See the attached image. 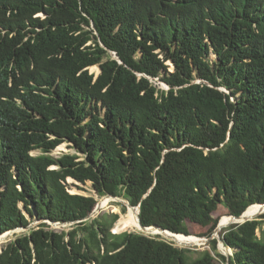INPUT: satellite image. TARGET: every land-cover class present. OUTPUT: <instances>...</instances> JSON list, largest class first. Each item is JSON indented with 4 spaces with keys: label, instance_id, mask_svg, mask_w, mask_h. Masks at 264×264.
Returning a JSON list of instances; mask_svg holds the SVG:
<instances>
[{
    "label": "trees",
    "instance_id": "trees-1",
    "mask_svg": "<svg viewBox=\"0 0 264 264\" xmlns=\"http://www.w3.org/2000/svg\"><path fill=\"white\" fill-rule=\"evenodd\" d=\"M63 144L75 152L55 156ZM106 196L190 237L85 220ZM258 204L264 0H0V235L39 222L0 264H264ZM253 206L257 220L221 232L229 258L216 239L179 248Z\"/></svg>",
    "mask_w": 264,
    "mask_h": 264
},
{
    "label": "water",
    "instance_id": "water-1",
    "mask_svg": "<svg viewBox=\"0 0 264 264\" xmlns=\"http://www.w3.org/2000/svg\"><path fill=\"white\" fill-rule=\"evenodd\" d=\"M114 58L115 59H118L120 60L115 53H112ZM121 62V61H120ZM100 70V68H99ZM100 74V72H99ZM99 74L96 76L98 77ZM166 85V84H165ZM166 89H169V88H166ZM73 180V179H71ZM74 181V180H73ZM76 182V181H75ZM109 199V200H113L117 203H121L123 206H125L126 208H130L132 209L136 214H137V219H138V224H139V227H140V230L138 232H141L145 235H148V233L146 232H151V231H159L160 233H165V234H170L172 235L173 237H179V236H185L186 238L190 237V236H187L185 234H178V233H174V232H171L170 230H166L160 226H151V227H146L143 225L142 221H141V217H140V206L138 207H134L132 206L128 201L124 200V199H121V198H117V197H114V196H106V197H103L97 204L95 210L93 211V213L91 215H89L85 220H89L91 219L92 217H96L97 214H100L104 211L105 209V204L104 202ZM260 206H264V204H258ZM248 210V209H247ZM246 210V211H247ZM246 211L241 215V216H230V221L227 222V223H222V222H219L217 228L214 230L213 234L210 236V237H198L199 241L197 244H200L201 246H208L210 244V242L212 240H217L218 241V250L220 251V253H222L224 256H226L227 258H229V256H232L233 255V250L230 249V248H227L224 241L222 240L221 238V232L227 228H229L231 225L233 224H243L245 222H248V221H253V220H257L261 215H263L264 213H262L261 215H258V216H254V217H249L247 216L245 213ZM48 224H50L51 226H61V225H67V224H70V225H74V222H71V223H54V222H51L49 220L46 221ZM39 222H34L32 223L29 227L27 228H22V227H19L17 229H14L12 231H9L3 235H0V242L1 241H4L6 240L7 238H9L10 236H12L14 233H16L17 231H28L30 230L31 228H33L34 226H36ZM117 225V224H116ZM116 227V226H115ZM158 232L159 235H161L160 233ZM115 234H117L116 232H113ZM175 244V243H174ZM176 246V245H175ZM228 250L229 251V254H226L225 251ZM224 251V252H223Z\"/></svg>",
    "mask_w": 264,
    "mask_h": 264
},
{
    "label": "rangeland",
    "instance_id": "rangeland-1",
    "mask_svg": "<svg viewBox=\"0 0 264 264\" xmlns=\"http://www.w3.org/2000/svg\"><path fill=\"white\" fill-rule=\"evenodd\" d=\"M212 58H215V57L212 56ZM168 64L171 66V70L173 71L174 68H173L172 64L170 62ZM98 71L100 72L99 67H96L94 69L90 68V72L91 73H95L96 76L99 74ZM153 83H155L156 85H159V87L161 89L167 90L166 88H168V86L165 85V83H162V82H160L158 80H153ZM73 152H75V151L73 149L69 148V145L68 144H63L58 149H56V151L54 152V155L55 156H59V155H61L63 153H73ZM69 182H70V184H72L71 191L73 193H75V194H81V195H92V196H95V197L98 198V196H97L96 192L94 191L91 183L81 184V183L75 182V181H73L71 179L69 180ZM109 204L110 205L106 206L105 209H104V211L102 213L107 212V213H111V214H113V213L119 214L121 218L123 216L130 217L129 214H124L122 212L123 205L121 203L112 202V203H109ZM118 205H121V206H118ZM126 209L128 211V208H126ZM225 214H226V216H234V215H228L227 213H225ZM92 218H94V217H92ZM71 226L72 225H70V224L61 225V226H54L53 225L52 228L55 229V230H57V231H63V230H69L71 228ZM119 227H120V225L118 226V228L116 230L118 232L117 234L124 233V232H132V231H135V229H136L135 227H133L130 231H120L119 230ZM112 231L114 232V229ZM22 232L23 231H17L14 234H21ZM14 234L12 236H10L9 238H7L6 240L0 242V251L6 245V243H8L12 239H14ZM149 236H152V235H149ZM177 247H179V246H177ZM179 248H191V249H193L195 251H204V250H207L209 247L204 245V246H196V247H179ZM216 264H227V263L221 262L218 259V257H217L216 258Z\"/></svg>",
    "mask_w": 264,
    "mask_h": 264
},
{
    "label": "bare ground",
    "instance_id": "bare-ground-1",
    "mask_svg": "<svg viewBox=\"0 0 264 264\" xmlns=\"http://www.w3.org/2000/svg\"><path fill=\"white\" fill-rule=\"evenodd\" d=\"M109 201H113V200H106L104 202L105 204V207H106V203L109 202ZM257 207H260V206H253V207H250L247 212L245 213L247 216ZM134 215H135V212L130 209V217H125L123 216L121 219H120V227H119V230L120 231H130L133 227H135L136 229L140 230V227L139 225L136 223L135 219H134ZM229 219V218H227ZM225 224V223H224ZM159 231H151V233L153 234H158ZM160 233V232H159ZM171 238H173L176 242H180L179 240L175 239V237H173L171 235ZM200 245V244H199ZM201 246V245H200ZM224 252V251H223ZM226 254H229V251H225Z\"/></svg>",
    "mask_w": 264,
    "mask_h": 264
}]
</instances>
